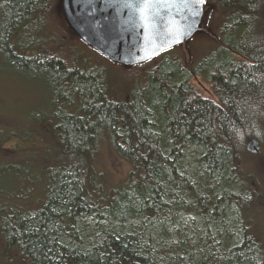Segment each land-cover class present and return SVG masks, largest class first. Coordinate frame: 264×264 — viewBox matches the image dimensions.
<instances>
[{
	"label": "trees",
	"instance_id": "obj_1",
	"mask_svg": "<svg viewBox=\"0 0 264 264\" xmlns=\"http://www.w3.org/2000/svg\"><path fill=\"white\" fill-rule=\"evenodd\" d=\"M58 1L0 0V55L16 73L46 77L58 119L47 139L57 158L45 171V200L30 197L26 204L21 194L11 195L9 183L0 187L4 259L13 253L27 264H264V228L250 214L264 201L259 182L242 167L246 142L263 136L264 0H211L213 6L207 0L203 19L211 8L216 47L191 63L164 56L123 82L122 93L106 92L91 71L80 73L69 49L58 45L21 57L27 48L12 43L13 32H25L32 17L61 16ZM102 135L130 166L124 186L106 194L91 163ZM12 170L14 178L25 175ZM182 214L194 218L196 240L177 230ZM89 218L112 226L86 243L77 228ZM155 226L178 231L176 241L154 240L149 230Z\"/></svg>",
	"mask_w": 264,
	"mask_h": 264
},
{
	"label": "rangeland",
	"instance_id": "obj_2",
	"mask_svg": "<svg viewBox=\"0 0 264 264\" xmlns=\"http://www.w3.org/2000/svg\"><path fill=\"white\" fill-rule=\"evenodd\" d=\"M208 3L210 6L214 5L211 0ZM209 12V17L202 20L203 25L200 26L198 33L187 43L158 56L159 58L152 62L132 68L112 63L98 56L81 41L72 39L59 15L47 14L39 20L32 17L31 26L25 32L20 29L13 32L12 43L16 45L18 42L27 48L21 57H29L41 48L51 49L56 45L62 51L69 49L68 60L75 64L80 73L91 71L95 75V80L103 82L106 92L117 93L119 91L122 93L123 82L128 83L136 74L146 72L151 65L155 66L159 62L158 60L164 56L172 59L180 58L183 62L191 63L198 61L213 50L220 36L211 30L210 20L213 18L210 16L211 8ZM3 48L5 53L9 47ZM16 51L21 54V50L17 49ZM6 58V54L0 55V170H3L2 175L8 181L2 182L0 179V187H5V183H9L8 188L11 189V195L21 194L27 204L31 200L30 197L45 200L43 194L49 183L45 171L47 168L55 167L57 158L55 146L47 139L53 135L52 128L58 123V119L53 116V110L57 107V103L52 101L51 88L46 77L42 75L35 77L23 70H21L22 73H16L6 65ZM81 68H90L91 70ZM196 84L201 89L203 96L211 98L207 84L201 82L200 79L196 80ZM74 108L73 106H64L67 112ZM262 137H264V128ZM262 137L258 140L259 151L255 155L247 154L242 158V167L243 173L254 175L249 178L251 182H259L260 185L256 187V191L262 193L261 199L264 201V138L262 139ZM91 153L95 178L98 182L104 183L102 190L104 194L113 189H121L127 181L130 166L115 156L109 139L103 135L97 138L91 148ZM8 164L14 165L7 166ZM46 164L50 165L46 166ZM12 168L22 170L21 172L25 173L23 178L19 179L17 176L14 178ZM259 202L260 204H256L250 214L256 220L257 225L264 228V204L262 201ZM260 208H263V211H259ZM236 210L232 206L230 215L235 217ZM243 216L246 215L243 214ZM131 222L137 223V221ZM108 225L112 226V224L106 225L104 222H98L91 218L81 219L77 230L80 236L84 237L86 243L95 242L102 237L101 227L105 226L104 228H106ZM113 225L115 226L116 223ZM179 225L177 230L183 234V237L191 240L198 238V227L192 216L182 214ZM178 231L172 230L168 226H155L149 230V233L154 240L162 241L163 244L170 246L176 241ZM6 241V236L0 238V264H24L22 261L21 263L17 262L16 257L13 259L11 257L13 253L8 254L10 257L6 260L4 259L2 249L6 248Z\"/></svg>",
	"mask_w": 264,
	"mask_h": 264
},
{
	"label": "water",
	"instance_id": "obj_3",
	"mask_svg": "<svg viewBox=\"0 0 264 264\" xmlns=\"http://www.w3.org/2000/svg\"><path fill=\"white\" fill-rule=\"evenodd\" d=\"M142 0H61L60 8L68 28L99 55L125 67L145 63L163 52L185 44L199 30L203 5L173 0L159 8L153 26L146 29L135 7ZM199 15L194 16V11ZM178 35V39H177ZM249 154L259 151L250 138Z\"/></svg>",
	"mask_w": 264,
	"mask_h": 264
},
{
	"label": "snow or ice",
	"instance_id": "obj_4",
	"mask_svg": "<svg viewBox=\"0 0 264 264\" xmlns=\"http://www.w3.org/2000/svg\"><path fill=\"white\" fill-rule=\"evenodd\" d=\"M169 2H173V0H142V2L136 5L125 3V7H135L136 11L139 13V18L143 27L148 29L153 26L154 15L159 14V8L163 7ZM189 2L194 5H203L207 2V0H185V3ZM199 14V10H196L193 13L194 16H198Z\"/></svg>",
	"mask_w": 264,
	"mask_h": 264
}]
</instances>
